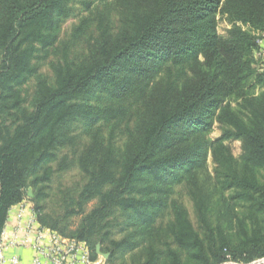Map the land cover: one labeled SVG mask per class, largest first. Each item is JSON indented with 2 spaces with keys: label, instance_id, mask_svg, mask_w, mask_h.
Masks as SVG:
<instances>
[{
  "label": "trees",
  "instance_id": "1",
  "mask_svg": "<svg viewBox=\"0 0 264 264\" xmlns=\"http://www.w3.org/2000/svg\"><path fill=\"white\" fill-rule=\"evenodd\" d=\"M77 2L86 14L63 37ZM110 4L0 0V236L11 207L29 198L43 226L85 241L93 259L100 244L107 264L119 253L133 256L123 264L263 257L264 74L255 51L264 0ZM220 16L232 24L226 36ZM215 120L223 134L209 143ZM232 139L243 143L240 160ZM209 150L213 187L199 176ZM73 168L80 180L46 212L55 173ZM184 181L198 228L170 198ZM165 210L169 221L158 224Z\"/></svg>",
  "mask_w": 264,
  "mask_h": 264
},
{
  "label": "built area",
  "instance_id": "2",
  "mask_svg": "<svg viewBox=\"0 0 264 264\" xmlns=\"http://www.w3.org/2000/svg\"><path fill=\"white\" fill-rule=\"evenodd\" d=\"M256 34L259 37V49L255 51L256 66L264 74V34ZM17 247L32 250V264H105L101 255L96 259L92 258V252L85 241L65 237L58 231L43 226L29 198L9 210L0 236V264H22L19 256L8 254L10 249ZM219 264H264V256L251 261L228 257Z\"/></svg>",
  "mask_w": 264,
  "mask_h": 264
},
{
  "label": "rangeland",
  "instance_id": "3",
  "mask_svg": "<svg viewBox=\"0 0 264 264\" xmlns=\"http://www.w3.org/2000/svg\"><path fill=\"white\" fill-rule=\"evenodd\" d=\"M108 2H110L111 6H115L117 5V3L119 2V0H108ZM75 8L76 10V16L71 17L64 25L63 27V37H66L72 30V28L74 27L75 24H77L79 22V18L82 15H85L86 12H84V7L82 6V4L80 2H77L75 4ZM232 27V24L229 22V20L227 19V17H219V24H218V31L219 34L222 36H226L228 33V30ZM45 73H50V69L48 66H44L42 69ZM33 88L31 87L29 90L30 96H29V100H31L33 94H34V90H32ZM234 106L237 107L236 104H234ZM223 130H224V126L219 123L217 120L214 121L213 126H212V130L209 134H207V140L209 141V143L219 137L222 136L223 134ZM208 143V144H209ZM226 144L230 147V150L232 152V154L238 159L240 160L244 154L243 151V143L241 140L238 139H232L226 142ZM207 148L209 149V145H207ZM215 167L216 164L213 160V157L211 155V151H208L205 163L203 168L200 170V174L199 176L201 177V180H206L207 183L213 187L214 184V174H215ZM81 176L79 171L77 170V168H73L69 171L66 172H57L55 173L52 182L49 183V188L48 191L50 193L49 198L46 200L45 202V208H46V212H51V211H58L60 209V190L64 189L65 187H71L73 186L75 183H77L80 180ZM171 200H177L178 202H180L187 210H188V214H189V218L192 221V223L194 224V226L196 228H198V216H197V212H196V208H195V204L194 201L192 199V197L190 196L189 193V189H188V185L186 183V181H184L181 184H176L174 187H172V193L170 195ZM94 207V203H91L88 206V210L92 209ZM244 209L241 210L242 215L244 214ZM170 216V212L169 210H165L162 217H160L158 219V224L159 223H168L169 221V217ZM124 234L122 232L116 231V235H115V239H120ZM103 257V256H102ZM132 254L131 253H126V254H122L119 253L118 257L115 259L117 264L120 263H129L130 260L132 259ZM186 257V256H185ZM103 260H105L106 264H107V259L105 257L102 258Z\"/></svg>",
  "mask_w": 264,
  "mask_h": 264
},
{
  "label": "crops",
  "instance_id": "4",
  "mask_svg": "<svg viewBox=\"0 0 264 264\" xmlns=\"http://www.w3.org/2000/svg\"><path fill=\"white\" fill-rule=\"evenodd\" d=\"M9 255L15 254L19 256L22 264H32L33 252L27 247H17L8 251Z\"/></svg>",
  "mask_w": 264,
  "mask_h": 264
},
{
  "label": "water",
  "instance_id": "5",
  "mask_svg": "<svg viewBox=\"0 0 264 264\" xmlns=\"http://www.w3.org/2000/svg\"><path fill=\"white\" fill-rule=\"evenodd\" d=\"M32 196H33V190L29 189V197H32ZM96 252H97V255H101V256L105 257L106 259H108V257H109V254L102 252V248H101L100 244L97 245Z\"/></svg>",
  "mask_w": 264,
  "mask_h": 264
}]
</instances>
